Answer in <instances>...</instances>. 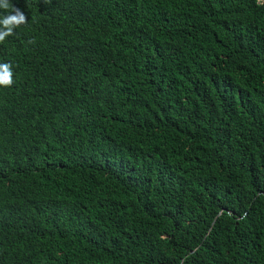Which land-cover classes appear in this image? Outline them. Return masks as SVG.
<instances>
[{
  "label": "trees",
  "instance_id": "16d2710c",
  "mask_svg": "<svg viewBox=\"0 0 264 264\" xmlns=\"http://www.w3.org/2000/svg\"><path fill=\"white\" fill-rule=\"evenodd\" d=\"M12 3L0 264H264V0Z\"/></svg>",
  "mask_w": 264,
  "mask_h": 264
},
{
  "label": "clouds",
  "instance_id": "9594fccd",
  "mask_svg": "<svg viewBox=\"0 0 264 264\" xmlns=\"http://www.w3.org/2000/svg\"><path fill=\"white\" fill-rule=\"evenodd\" d=\"M258 3L261 0H257ZM0 43H3L10 35L15 34V29L26 24L28 19L20 8L16 7L12 0H0ZM29 44H34L35 40L30 39ZM13 67L10 62H0V87L8 88L14 83Z\"/></svg>",
  "mask_w": 264,
  "mask_h": 264
}]
</instances>
